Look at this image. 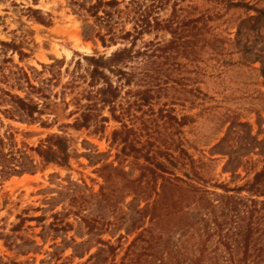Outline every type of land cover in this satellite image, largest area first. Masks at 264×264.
Listing matches in <instances>:
<instances>
[{
	"label": "rangeland",
	"instance_id": "374dc122",
	"mask_svg": "<svg viewBox=\"0 0 264 264\" xmlns=\"http://www.w3.org/2000/svg\"><path fill=\"white\" fill-rule=\"evenodd\" d=\"M191 1V15L207 18L192 24L197 31L187 48L141 58L148 64L121 91V122L106 109L108 122L78 129L71 126L79 117L73 94L62 86L78 60L110 56L122 45L104 48L85 38L84 25L92 21L86 9L94 0H0V41L15 47L0 46V101L13 105L4 90L41 110L36 119L14 106V118L0 112L4 152L16 154L8 164H27L0 178V264H157L163 256L173 263L177 251L188 246L191 253L181 239L194 233L191 243L201 245L197 232H215L214 217L227 230L233 208L243 212L242 202L254 195L243 187L264 168V0H228L241 7ZM170 39L166 32L150 33L137 47ZM85 69L84 63L79 72ZM148 87L151 102L141 105L136 95ZM115 130L123 132L118 142ZM50 135L67 141L66 166L45 165L32 150ZM126 136L142 152L122 151ZM147 154L167 173L154 176ZM19 217L44 219L14 231ZM141 233L146 240L133 242ZM218 239L205 246L216 250L214 260L231 264ZM149 241L154 247L145 255ZM238 245H232L237 262L243 256Z\"/></svg>",
	"mask_w": 264,
	"mask_h": 264
},
{
	"label": "trees",
	"instance_id": "16d2710c",
	"mask_svg": "<svg viewBox=\"0 0 264 264\" xmlns=\"http://www.w3.org/2000/svg\"><path fill=\"white\" fill-rule=\"evenodd\" d=\"M209 1L226 2V6L231 7L243 6L240 2L228 0ZM123 5L124 8L119 9ZM193 8L194 3L191 0H94V3L86 9L87 15L92 21L84 25L85 38L97 40L104 48L122 46L110 56H85L82 59L83 61L80 59L75 63L74 69L70 72V79L62 86L63 92L68 89L73 94L74 115H79L71 126L77 127L78 129H86L92 122L99 121L106 123L109 121V117L103 114V111L106 109H108V113L114 121L121 122L122 115L118 113V101L121 97V91L124 87H131L135 82L137 70L143 67L145 63L141 58L157 56L159 52L165 53L168 49L178 50L181 47L186 49L189 43L188 41L191 40L190 38L193 36V33L197 31V27L195 25L192 26V24H196V21L199 22L207 18V14L194 18L191 15ZM261 14L264 13L261 12ZM126 24H131V29H126ZM117 25H121L119 30L116 29ZM103 27L106 28L105 33L101 31ZM97 28L100 29L98 30ZM90 30L94 34H88ZM157 32L170 34V41L166 44L160 41H144L143 47H137L139 41H143L146 35ZM0 46L2 48H15L11 43L3 41H0ZM83 62L86 64L85 72H79L83 67ZM146 73L148 71H145ZM146 77L148 84L153 82L150 80L153 78L151 75H147ZM115 78L116 81H114ZM159 79L157 77L155 80L160 81ZM81 84H85L86 86L83 87ZM30 86L34 91H41L40 88L34 85ZM151 90H153V87H148L137 93L138 95L136 96H139L141 105H149L152 99ZM2 92L8 97L9 102L13 104L11 108L16 107L26 117L36 119L37 115L40 114L41 110L39 105L31 103L17 94L4 90ZM11 108L3 106L0 101V112L13 117V110ZM122 133L121 130H115L113 133V141L118 142V136ZM122 142V151L126 152L127 148L131 147V151L142 152L140 149L136 150L128 136L124 137ZM4 145L5 140L1 138L0 178L20 173L27 166L24 161H17L19 163L18 165L8 164V161L16 160V154L5 153ZM32 150L42 159L45 165L55 164L66 166L70 159L67 141L59 135L48 136L37 148ZM18 152L17 150L16 153ZM145 157L147 158L146 162L154 167L151 169L154 176L157 177L159 174L167 173L166 166L162 163H157L155 156L151 158L147 154ZM20 159L22 160L24 157H20ZM263 185L264 168L254 176L250 184L243 187L249 192L254 193V195L248 201L242 202L243 212L238 206L233 208L231 211L233 214L228 220V224L230 225L229 229L226 230V227H224L226 224L225 221L214 217L213 222L218 228L215 232H211L209 229H205L204 231L198 230L197 232V236L202 240L201 245H196L195 242L191 243L197 239L196 234L193 233L189 237L180 240L183 246L191 244V253L187 246L188 248L185 247L184 251H177L175 256H173V253H170L173 256V263H170L163 256L157 264H204L208 259L210 260V264L211 261L212 264H220L218 260H214L211 257L216 250H209L205 246L214 235H218V243L223 245L231 255V264H264ZM243 188H238L237 190L242 191ZM260 198L263 199L260 200ZM59 217L60 215L58 214L54 216L55 222L59 220ZM19 218L21 222L13 228L14 231H19L25 221H42L44 219L43 217ZM67 224L63 227H56V230H66V227L70 225ZM143 236V233H141L133 242L143 238ZM154 238L152 237V240L157 241ZM143 240H146L145 237ZM233 242H238V246L243 251V256L238 262L234 256L235 248L232 246ZM153 247L154 244L152 242L145 255L149 254ZM176 249L180 250L181 247H177ZM187 253L191 257L190 261H188L189 257ZM141 255L143 256V254ZM42 264L46 263L42 262Z\"/></svg>",
	"mask_w": 264,
	"mask_h": 264
}]
</instances>
